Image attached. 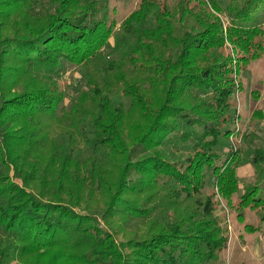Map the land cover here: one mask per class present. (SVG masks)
I'll use <instances>...</instances> for the list:
<instances>
[{
    "label": "trees",
    "instance_id": "obj_1",
    "mask_svg": "<svg viewBox=\"0 0 264 264\" xmlns=\"http://www.w3.org/2000/svg\"><path fill=\"white\" fill-rule=\"evenodd\" d=\"M226 1L140 0L117 28L108 0H0V264H217L223 202L242 239L264 242V140L217 151L236 135L241 76L264 58V0ZM64 64L83 84L69 107ZM80 144L101 161L75 158ZM163 145L191 149L173 163ZM140 148L152 152L137 161Z\"/></svg>",
    "mask_w": 264,
    "mask_h": 264
},
{
    "label": "rangeland",
    "instance_id": "obj_2",
    "mask_svg": "<svg viewBox=\"0 0 264 264\" xmlns=\"http://www.w3.org/2000/svg\"><path fill=\"white\" fill-rule=\"evenodd\" d=\"M91 1V0H85ZM110 8L115 10V14H112V20L117 22V28L120 27L122 21H124L134 10L139 6L140 0H108ZM179 0H168L171 7L175 6ZM210 1V0H208ZM221 3L224 10L228 5L226 0H213ZM37 14H43L42 5H38L36 8ZM225 26L230 24L229 16L224 11L220 15ZM113 43V40H111ZM264 43V38H263ZM232 48L227 45L225 52L231 53ZM58 76L63 85H68L70 90L68 92L67 98L64 102L65 107H69L74 97L78 94L82 88V76L78 68L71 66L69 64H64L63 68L59 71ZM241 81L244 86V90L238 93L236 99L237 116L239 121H236V135L226 141L222 142L217 148V151L221 154V162H223L227 156L245 147L246 135L248 133H253L257 135L260 139L264 140V58L260 61H256L249 66L248 71L244 72L241 76ZM256 92L259 94V100L256 101L253 98L252 93ZM113 102L116 104H122L126 109L129 107V99L124 95H118L113 98ZM262 111L263 118L258 116H253L254 112ZM232 114L234 111L231 112ZM234 124V120H233ZM232 124V127L234 126ZM191 149L190 145H180L178 149L173 146L163 145L157 149L165 153L171 162L181 163L185 159L183 152H187ZM152 151L138 149L137 151V161H140L141 156L148 155ZM94 156L97 160L102 159L101 152H96L93 148H89L84 144H80L74 150V157L84 161L87 157ZM238 177L240 181V186L249 183L253 180L254 170L251 166L245 165L238 169ZM138 177V174H134L132 179ZM20 183L19 181H17ZM166 184L167 187L178 189L179 186L174 183H168L167 180H163L161 184ZM206 191L212 193L215 190L213 178L211 175L207 178ZM145 198L148 194L145 192L143 195ZM238 197H235V202ZM152 204H146V208L151 207ZM223 212H220L219 216L223 223H227V230L229 236L228 249L222 253L221 261L217 264H264V242L263 236L256 234L253 236H246L242 239L240 236L243 233V226L237 221V213L226 207V202L222 203ZM263 207V205H262ZM261 207V208H262ZM99 216L102 227L105 229V225L101 220V212L96 213ZM155 215V214H154ZM153 215V216H154ZM246 223H252L258 225V216L255 213H246ZM142 220L135 219L131 220L127 224V229L133 231L138 229L139 225L142 224ZM226 226V225H225ZM119 241H123L120 237ZM15 264V263H14Z\"/></svg>",
    "mask_w": 264,
    "mask_h": 264
}]
</instances>
